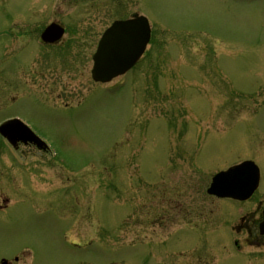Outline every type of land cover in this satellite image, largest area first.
<instances>
[{"label":"rangeland","instance_id":"374dc122","mask_svg":"<svg viewBox=\"0 0 264 264\" xmlns=\"http://www.w3.org/2000/svg\"><path fill=\"white\" fill-rule=\"evenodd\" d=\"M116 5L0 0V123L18 116L56 155L0 136V261L264 264L232 228L243 211L227 228L206 191L246 160L264 173V0ZM133 12L152 23L149 60L95 83L100 34ZM52 18L70 45L39 48ZM169 198L182 206L165 213Z\"/></svg>","mask_w":264,"mask_h":264},{"label":"water","instance_id":"95a60500","mask_svg":"<svg viewBox=\"0 0 264 264\" xmlns=\"http://www.w3.org/2000/svg\"><path fill=\"white\" fill-rule=\"evenodd\" d=\"M55 25L47 28L42 38L45 41H54L58 35ZM150 39V27L144 17L128 21L115 22L103 35L97 52L94 56L92 77L97 82H109L114 77L126 73L131 69L144 51ZM0 134L10 144L17 147L18 144H34L39 149H45L46 145L24 123L18 119L9 120L1 124ZM244 173H249L247 191L244 196H237L236 190L241 185ZM242 176V179H241ZM257 184V167L253 162H244L228 172L218 174L214 180L210 194L221 197H235L246 199ZM262 232L264 233V226Z\"/></svg>","mask_w":264,"mask_h":264},{"label":"flooded vegetation","instance_id":"af4514ba","mask_svg":"<svg viewBox=\"0 0 264 264\" xmlns=\"http://www.w3.org/2000/svg\"><path fill=\"white\" fill-rule=\"evenodd\" d=\"M121 1H124V0H115V2H117V5L115 6L116 8L120 7ZM140 1L141 0H139V2ZM139 15L140 14H138L137 12H133L129 16L119 17V18H117L114 21H119V20H123L124 21V20H128V19H131V18H137ZM143 16H145V15H143ZM145 17H147V16H145ZM149 21H150V19H149ZM41 22H42L41 24H40V22L36 23V25H37L36 26V43L38 44L39 48H41V47H44V48H50L51 47L52 48V47H55V46H58V45H65V47H66L67 45H70L69 42L63 43L64 37L68 33V27H67L66 24H64L62 21L59 22V20L56 21V19H54V18H52V20H50L49 22H47L46 19H44ZM150 24H151L150 41H149L147 47L145 48V51H144L143 55L141 56V58L139 59L138 63L136 64L137 66L139 64L144 63L145 61L149 60V57H150V49H151L150 45H151V38H152V23L150 22ZM52 25H55V30H58V32H59L57 37L52 36V37L56 38L57 41H45V40H43L42 36H43L44 31L47 28L51 27ZM75 28L78 29L77 27H75ZM105 30H103L102 33H104ZM102 33L100 34V37L102 36ZM99 39L97 41L96 47L98 46ZM96 47H95V51H96ZM93 55H94V53H93ZM93 55H92V61H93ZM84 56L86 58V56H87L86 52L84 53ZM85 58L80 57L78 62L83 63L85 61ZM146 90H147V85H146ZM240 106H245V105L243 104V105H240ZM262 106H264V104H261L258 107L260 108ZM182 128L183 127H181V129ZM185 139H188V137L185 138ZM194 169H195V167H194ZM225 170H227V169H225ZM215 174H213V176ZM213 176H211V180L209 182V185L207 186V190H208V188L211 185ZM246 176L248 177V175H246ZM247 179L248 178L243 180V183H246V184H245V186H243V188H240V191L244 190V188L247 187V181H248ZM209 199L212 201L211 204L213 206L216 205V206L219 207L218 214L216 216L213 214L215 216V221L217 219H220V216H222L224 213L228 214V217H229L228 221L225 222L226 224H224V225H227L229 222H231V221H229V219H232V217H233V220H234V218H238V216L241 213L240 211H243V213H241V215L237 219L238 221H240L241 224L238 225L237 227L233 226L232 227L233 230H236L237 232H240L241 230L245 229L247 231L248 240H250L251 238H254L255 240L257 239V241L255 243L258 244L259 246H264V233L262 232L263 226H264V173L259 167H258V174H257L256 189L252 193V195H250L249 198H247L245 200H242V199H237V198H233V197H219V196H216V195H210L209 194ZM169 200L170 201H167L165 199L164 201H166V202H162V206L165 209V213L166 212H170L171 213L173 211V208L171 210H169V211L167 209L173 207L174 203L179 204L178 207L182 206V204H181L182 202L178 203L176 201H172L171 198H169ZM8 201H9L8 199L3 201L4 204L3 205L0 204V209L6 208L5 204H7ZM213 201L215 203H213ZM251 203H254V205L249 206V204H251ZM224 205H226V211L227 212H223L224 211V207H223ZM230 206H232V209L230 208ZM178 207L175 206V208H177V209H178ZM214 209H215V207H214ZM239 209H241V210H239ZM212 210H211V212H212ZM180 220H181L180 222L184 223V219L183 218L180 217ZM227 228H229L228 225H227ZM192 229H196V227L192 228ZM255 236H257V238ZM238 244H239V242H238ZM19 260H20L19 257H16L14 259V262H18ZM12 263L13 262L7 261V264H12Z\"/></svg>","mask_w":264,"mask_h":264},{"label":"bare ground","instance_id":"6f19581e","mask_svg":"<svg viewBox=\"0 0 264 264\" xmlns=\"http://www.w3.org/2000/svg\"><path fill=\"white\" fill-rule=\"evenodd\" d=\"M93 63V62H92ZM92 69H93V65H92ZM92 71V70H91Z\"/></svg>","mask_w":264,"mask_h":264}]
</instances>
